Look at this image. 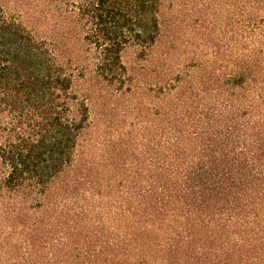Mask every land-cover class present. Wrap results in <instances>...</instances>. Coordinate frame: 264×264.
Instances as JSON below:
<instances>
[{
	"label": "trees",
	"instance_id": "obj_1",
	"mask_svg": "<svg viewBox=\"0 0 264 264\" xmlns=\"http://www.w3.org/2000/svg\"><path fill=\"white\" fill-rule=\"evenodd\" d=\"M59 1L54 38L0 2V196L42 210L27 264H263L264 0H219L231 68L161 65L157 120L113 145L78 83L136 94L122 54L155 57L162 0Z\"/></svg>",
	"mask_w": 264,
	"mask_h": 264
},
{
	"label": "rangeland",
	"instance_id": "obj_2",
	"mask_svg": "<svg viewBox=\"0 0 264 264\" xmlns=\"http://www.w3.org/2000/svg\"><path fill=\"white\" fill-rule=\"evenodd\" d=\"M40 1L44 2L43 5L36 8L35 4ZM0 2L9 12L22 15L23 21L41 35L48 38L59 35V0ZM161 21L163 32L152 60L141 57L135 47H128L122 54L123 61L135 77L134 82L140 85L136 94L129 93L120 99L104 96L99 92L103 86L90 76L78 83L79 90H89L91 93L88 102L96 127L94 137L102 144H117L118 134L123 132L127 134L128 143L140 140V133L153 126L157 120L154 113L160 104L155 84L161 65L184 71L182 75L186 78L206 74L210 65H215L218 74L231 68L234 49H229L226 44L225 17L220 11L219 0H162ZM73 44L74 58L85 63L82 58L83 47L77 42ZM230 44L233 47V41ZM165 52H170V56L166 58ZM226 64L228 68H224ZM100 147L104 150L112 148L104 145ZM94 149L99 150L96 146ZM13 200L0 196V264H24L25 260L27 264L34 257V248L28 240L30 223L34 219L33 214L36 212L41 216L42 210L32 211L26 198ZM9 211H15L10 220L6 217ZM43 242L44 239L40 237L39 244L43 246Z\"/></svg>",
	"mask_w": 264,
	"mask_h": 264
}]
</instances>
